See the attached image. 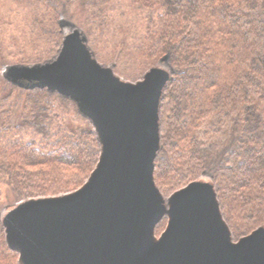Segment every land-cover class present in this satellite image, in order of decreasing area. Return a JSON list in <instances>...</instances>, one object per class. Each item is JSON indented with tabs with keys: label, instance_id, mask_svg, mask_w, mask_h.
<instances>
[{
	"label": "trees",
	"instance_id": "16d2710c",
	"mask_svg": "<svg viewBox=\"0 0 264 264\" xmlns=\"http://www.w3.org/2000/svg\"><path fill=\"white\" fill-rule=\"evenodd\" d=\"M1 1L16 8L0 17L15 11L25 28L9 39L0 34V68L53 57L64 39L62 16L76 20L95 57L113 62L127 80L167 57L172 74L160 101L156 185L169 196L210 175L234 240L264 225V0ZM100 155L97 134L73 99L0 76V211L78 190ZM166 226L164 218L156 236ZM0 264H20L1 218Z\"/></svg>",
	"mask_w": 264,
	"mask_h": 264
},
{
	"label": "water",
	"instance_id": "95a60500",
	"mask_svg": "<svg viewBox=\"0 0 264 264\" xmlns=\"http://www.w3.org/2000/svg\"><path fill=\"white\" fill-rule=\"evenodd\" d=\"M31 67L16 68L14 77L72 98L95 125L102 154L75 192L12 208L6 239L21 264H264V225L232 244L214 184L205 180L171 196L155 241L165 214L154 167L167 71L151 67L137 85L120 84L80 31L64 37L57 59Z\"/></svg>",
	"mask_w": 264,
	"mask_h": 264
},
{
	"label": "rangeland",
	"instance_id": "374dc122",
	"mask_svg": "<svg viewBox=\"0 0 264 264\" xmlns=\"http://www.w3.org/2000/svg\"><path fill=\"white\" fill-rule=\"evenodd\" d=\"M1 2H4V3H0V12H5V11H7V8H16V6L14 5V3H11L10 1H1ZM15 11H13L12 13H11V15H8V16H4V17H0V34H4V36L7 38V39H9V36H8V34H9V32L10 33H12V31H14V29H15V31L13 32V33H15V34H17V33H19V32H21V29L22 28H25L24 27V20L23 19H21V18H19L18 17V13H14ZM19 15H20V13H19ZM76 21V20H75ZM74 20H72L71 18H69V17H67V16H62V18L60 19V25H61V32H62V34H63V38L65 37V36H67V35H70V34H72V33H75L76 31H80L82 34H83V36H85L86 37V35H85V32H84V29L82 28V27H80L79 25H78V23L77 22H75ZM78 21V20H77ZM19 27V28H17V27ZM28 35H29V31H28V29L26 28V32H25V38L26 37H28ZM86 42H87V46L89 47V49L91 50V52H92V57H93V59H95L96 61H98V63L100 64V65H102V67H105V68H111L112 69V73H113V75L115 76V77H117L118 78V81H119V83L120 84H127V85H130V86H135V85H137L139 82H142V81H144V75H145V73L147 72H145L144 74H143V76L140 78V79H138V80H136V81H130V80H127L126 78H124V77H122V76H120V75H118L116 72H115V69H114V63L112 62V63H109V64H104V63H102V62H100L96 57H95V55H94V51L92 50V48L89 46V44H88V41H87V37H86ZM61 50H62V44L60 45V47L57 49V51H56V53L53 55V57H51L50 59H48L47 61H45V62H50V61H52V60H54V59H57L58 58V56L60 55V53H61ZM31 51V47H27L26 48V52H28V53H31L30 52ZM45 62H43V63H45ZM43 63H40V64H43ZM35 65H39V64H36V63H34V64H22V63H20V64H16V63H7V64H5L4 66H1V68H0V76L4 79V80H7V81H9V82H11L12 84H14V85H16V86H18L19 88H22V89H24V90H29V89H33V88H29V87H27V85L29 84V80H27V79H19V78H16V77H14V70L16 69V68H19V67H26V68H28V69H30V68H32L31 66H35ZM152 67H158V68H160V69H162V70H164V71H167L169 74H170V78H171V74H172V69H171V66H170V64H169V62H168V60H167V57H162L161 59H159L158 60V62L154 65V66H152ZM70 98V97H69ZM70 99H72V98H70ZM161 101V100H160ZM158 113H160V104H159V110H158ZM82 114V113H81ZM84 117H86L84 114H82ZM88 120H89V122H90V124L93 126V128H94V130H95V132H96V134H97V137H98V139H99V136H98V133H97V130H96V127H95V125L93 124V122L91 121V119H89L88 117H86ZM99 143H100V141H99ZM161 144V143H160ZM100 148H101V154H102V144L100 143ZM100 157H101V155H100ZM99 162H100V158H99V160H98V163H97V165L95 166V168H94V170L92 171V173L95 171V169L97 168V166H98V164H99ZM92 173L90 174V176L88 177V179L91 177V175H92ZM88 179H87V181H88ZM196 180H205V181H210L212 184H214V181H213V179H212V177L210 176V175H207V174H203V175H201L198 179H196ZM196 180H194V181H196ZM86 181V182H87ZM194 181H192V182H194ZM191 183V182H190ZM187 186V185H186ZM158 187V186H157ZM81 188V187H80ZM184 188V187H183ZM160 190V189H159ZM178 190H180V189H178ZM178 190H176V191H178ZM76 191V190H75ZM75 191H73V192H75ZM175 191V192H176ZM73 192H70V193H73ZM161 192V191H160ZM175 192H173L172 194H170L169 196H165L164 194H162L163 195V202H164V204H165V214L163 215L164 217H163V219L164 218H166L167 219V221H168V217H167V215H168V210H169V206H170V198H171V196L175 193ZM69 193V194H70ZM162 193V192H161ZM66 195H68V193L66 194ZM59 196H65V194H61V195H59ZM55 197H58V196H55ZM44 198H48V197H44ZM37 198H33L32 200H36ZM40 199V198H39ZM30 200V199H29ZM23 201H27V200H22V201H18V202H13V203H7V204H5L3 207H2V209H1V211H0V218H1V222H2V224H3V226H4V229H5V234H6V226H5V222H6V219H7V216H8V214L11 212V210H12V208H14V206L17 204V203H21V202H23ZM219 203V202H218ZM221 210V209H220ZM222 213V212H221ZM224 218V217H223ZM225 220V219H224ZM226 222V221H225ZM226 224V227L228 228V231H229V233L231 234V239H230V241H231V243L232 244H237L239 241V239L238 240H234V238H233V234H232V232H231V230H230V228H229V226H228V224H227V222L225 223ZM263 226V225H262ZM261 227V226H260ZM259 228V227H258ZM251 234V233H250ZM161 235V234H160ZM160 235L158 236V237H156L155 238V241L156 242H158V240L160 239ZM242 238V237H241ZM7 240V239H6ZM8 243V242H7ZM19 262H20V257H19ZM21 264V263H20Z\"/></svg>",
	"mask_w": 264,
	"mask_h": 264
},
{
	"label": "bare ground",
	"instance_id": "6f19581e",
	"mask_svg": "<svg viewBox=\"0 0 264 264\" xmlns=\"http://www.w3.org/2000/svg\"><path fill=\"white\" fill-rule=\"evenodd\" d=\"M203 181V180H202ZM208 181V180H207ZM208 182H210V181H208ZM9 215V214H8Z\"/></svg>",
	"mask_w": 264,
	"mask_h": 264
}]
</instances>
